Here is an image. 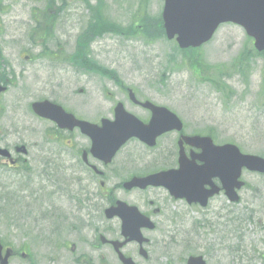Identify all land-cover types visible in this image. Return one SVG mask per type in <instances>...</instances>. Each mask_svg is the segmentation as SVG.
I'll list each match as a JSON object with an SVG mask.
<instances>
[{"label":"rangeland","instance_id":"1","mask_svg":"<svg viewBox=\"0 0 264 264\" xmlns=\"http://www.w3.org/2000/svg\"><path fill=\"white\" fill-rule=\"evenodd\" d=\"M82 1L0 0L4 61L0 60V74L13 78L0 95V148L12 151L24 146L27 151V155H20L18 169L0 165V237L4 246L16 252L9 264H95L98 258L101 264H119L110 248L95 242L90 226L97 222L103 237L112 240L117 238L115 222H106L102 215L93 219L87 202L82 205L83 216L74 214L79 191L85 201L89 192L96 191L94 185L85 186L83 173L71 171L68 151L47 140L51 125L30 111L33 102L49 100L93 121L110 118L116 102L123 100L117 89L119 82L83 75L80 70L63 72L66 68L59 66V59L51 58L54 53L65 55L57 43L67 54L72 52L89 15ZM103 1L108 20L122 27L132 25L135 35L146 36L143 41L108 35L92 44V53L110 63L120 83L134 88L139 98L176 114L194 134L210 136L218 145L234 144L243 154L264 159V62L254 55L252 41L242 28L223 24L196 54L180 52L174 41L156 35L142 16H161L164 0ZM60 4L65 7L59 8ZM41 31L51 35L45 47L30 40ZM156 36L159 41L153 43ZM239 58L242 69L238 72H220L219 68L234 65ZM204 66L216 70L209 75ZM54 153L57 158L52 157ZM12 157L16 158L13 152ZM112 166L110 169L124 170L119 159ZM241 181L245 187L238 193L239 203L229 204L223 197L212 200L208 214L213 217L218 210L221 221L205 220L216 223L224 241L209 255V264H264V175L242 171ZM98 205L105 208L107 202L103 199ZM182 213L187 217L183 229L190 235L177 237L180 247L193 237L189 216H194L193 224L203 218L193 209L182 207ZM110 227L112 233L107 232ZM145 235L156 238L155 234ZM157 242L148 247L160 254H154L156 264H170L167 257L162 259L159 239ZM196 245L193 252L204 253L196 250L203 245ZM70 246H75L74 254ZM129 250L138 264H152L138 258L134 247ZM22 251L25 259L19 255ZM187 253L175 251L172 255Z\"/></svg>","mask_w":264,"mask_h":264},{"label":"flooded vegetation","instance_id":"2","mask_svg":"<svg viewBox=\"0 0 264 264\" xmlns=\"http://www.w3.org/2000/svg\"><path fill=\"white\" fill-rule=\"evenodd\" d=\"M51 58L59 59V66H63L64 68H66L63 72L70 73L77 71V69H73L74 67L70 69L71 64L63 57L62 53H54ZM59 66L55 67V69L58 71ZM12 80V77L5 78L0 74V86L8 88L12 84ZM123 98L128 111L132 112L142 124H148L151 119V112L149 110L143 109L138 103L137 105L133 102H130L125 93L123 95ZM137 101L139 103H143L146 100L137 98ZM66 112L69 113L70 111L66 109ZM109 114L111 116L110 118H107V120H113V110H111ZM74 116L78 120H84L80 117H77L76 115ZM101 120L102 119H95L93 121H90V123L100 126ZM44 122L49 123L52 128V131L49 133L47 140L52 144L57 142L59 144L57 148L61 146L68 151L67 157H69L70 162L73 163V165H69V167L71 168V171H73V173L76 171H80L83 173V175H80L82 177V180H84V185L88 182L87 178L92 181L96 179L100 180L99 192H90L88 194L87 200H85V203L87 202L90 205L89 207H91L92 210L96 211V213L92 214H101L99 211L97 212V210L101 209L98 206V201L103 200L102 197H104L107 200L110 199L113 205H115L117 202H122L127 204L128 206L136 207L139 213L145 217L144 219L150 221L151 227L149 228L153 229L142 228L140 230L142 236L146 240V242L142 245L145 250L146 257H142V252H140V244L138 242L127 243L126 245H124L121 251L125 257L131 258L136 264H138L134 260V258H132V253L129 250V248L134 247V252H136L135 254H137L138 258H140L144 262L152 261V264H156L154 254H156V257H159L160 254L151 252L148 247L151 245L156 246L158 243L157 240L159 239V243L161 244L163 253L162 259H166L167 257V259L170 261V264H187V259L194 255V241L202 244L206 243L208 247H211V244L219 241L220 238H215L214 234L210 232V228L206 223L199 224L200 227H197L194 230V216L190 217L189 215L188 219L190 220V225L192 226V239L186 242V244H184L182 247H180V240L177 237L181 234L190 235L183 229L184 223L187 221V217L184 213H182V207L193 210L195 207L196 213L198 215L204 218L210 217V214H208V212L212 207V200L218 197H224L223 193H220L216 197L210 199L205 209L199 208V206L189 207L185 201L175 200L164 188L147 187L145 190H125L122 187L125 182H120L118 180V171H114L117 169L109 168L114 160L118 157L120 166L124 167L127 170L125 172V175H128L127 181H129L133 177H146L158 172L178 170L180 169L179 162H181L182 166L185 165L188 167L193 166L194 162L197 165L200 164L197 161H194L195 158L200 154V151L194 149V147L190 146L185 140L187 137L194 136V130L189 128L187 124L182 123L183 126L180 131H173L158 137L156 139L155 146L152 148L148 147L137 139L130 140L127 144L132 145L131 149L126 151L124 154L114 157L112 163L110 165H107L91 155L89 149L90 142L86 136L81 134L79 129L74 128L71 130H60L54 123L48 121ZM3 149L8 150L10 152V156L9 158H7V161L0 160V164L2 165V167H6L12 170L18 169L21 161V151H19V147H14L12 151L5 147H3ZM12 152L16 155V158L12 157ZM23 155L27 154L25 153ZM52 157L57 158L58 156L56 153H54ZM107 169H110L111 171L106 172ZM109 179L114 180L112 186L113 190L111 192L108 191L106 193H101L100 190L105 188L104 185L109 182ZM190 180L191 175L189 173H185L183 175L181 174L180 182L182 185H189ZM212 181V185L221 190V183L219 182V180L213 179ZM80 183L81 182L78 181L79 185ZM208 188L209 187L207 186L203 187V191H205V189L207 190ZM80 191L78 196H80ZM189 194H191L194 198V192L190 191ZM80 200L81 197H76L75 199V215H82L81 211L84 208L82 207V205L77 204ZM215 215L219 218L222 217L221 213L218 212V210L215 211ZM110 222H115L113 227L114 229H116L117 238H115L114 240L123 241L124 238H122V236V239L120 238V231L122 227L121 220L119 218H114ZM97 225H99L97 222H93V225H90L95 242H98V237L102 233ZM144 226H146V224H144ZM204 228H209V232L207 234L204 233ZM112 229V227L108 228L107 232L112 233L114 231ZM145 234H155L156 238H148ZM70 249L74 250L71 251L72 254L76 252L75 246H70ZM94 250H97V248H94ZM187 250L188 253L184 256L175 257L172 255V253L175 251L185 253ZM204 257L205 259H208L207 255H204ZM95 264H101L99 258Z\"/></svg>","mask_w":264,"mask_h":264},{"label":"water","instance_id":"3","mask_svg":"<svg viewBox=\"0 0 264 264\" xmlns=\"http://www.w3.org/2000/svg\"><path fill=\"white\" fill-rule=\"evenodd\" d=\"M169 3L163 14L164 28L169 39L177 36L176 41L181 49L200 47L211 39L221 23L232 22L242 26L246 34L254 39V47L258 52L264 51V0H169ZM144 106L153 112L150 125L144 128L134 117L125 113L121 106L115 110L116 121L112 124L104 121L102 129L76 121L71 115H66L61 108L48 102L35 103L32 110L39 117L55 121L61 128L78 126L91 139L92 153L100 154L98 158L108 162L118 148L131 137L142 139V135L145 134L152 141L161 133L175 128L180 129L178 118L166 109L156 108L149 103H145ZM160 116L164 119L157 121L155 118ZM191 140H194V147L204 150L205 156L203 160L205 165L191 170V174L194 175V189L197 181L202 184L213 177H218L228 199L237 201L234 190L242 186L237 181L241 170L244 168L250 172L264 174V160L261 158L242 155L233 145L213 147L208 138L194 137ZM0 154L7 156L5 151H0ZM170 174L154 175L142 181L135 180L133 184H162L167 181ZM172 178L169 180L171 186L174 185ZM118 209L107 211V218H112ZM8 257V252L4 257L1 256L0 246V264H7ZM120 259L123 264H132L121 256ZM189 264L203 262L197 258L191 259Z\"/></svg>","mask_w":264,"mask_h":264},{"label":"trees","instance_id":"4","mask_svg":"<svg viewBox=\"0 0 264 264\" xmlns=\"http://www.w3.org/2000/svg\"><path fill=\"white\" fill-rule=\"evenodd\" d=\"M100 4L102 5V3H100ZM102 6H103V5H102ZM102 6H101V9H102ZM149 21L153 22V23L151 24V26H152V29L155 31V33H156L158 36H163V35H162V34H163V30H162L161 24H160V22L158 21V19H149ZM102 26H103L102 30L108 28V25H107L106 23H103ZM194 54H196V53L194 52ZM257 56H258L259 58L263 59V62H264V53H262V54H257ZM200 59H201V58H200ZM200 59H198V61H197L198 63L201 62ZM236 63H237V64H236V67L238 68V67L241 65V58H239V60H237Z\"/></svg>","mask_w":264,"mask_h":264},{"label":"bare ground","instance_id":"5","mask_svg":"<svg viewBox=\"0 0 264 264\" xmlns=\"http://www.w3.org/2000/svg\"><path fill=\"white\" fill-rule=\"evenodd\" d=\"M112 25V27L115 29V30H121V27L119 26V24L117 23V24H111Z\"/></svg>","mask_w":264,"mask_h":264}]
</instances>
